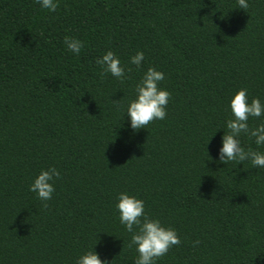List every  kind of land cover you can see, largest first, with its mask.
<instances>
[{"label": "trees", "instance_id": "1", "mask_svg": "<svg viewBox=\"0 0 264 264\" xmlns=\"http://www.w3.org/2000/svg\"><path fill=\"white\" fill-rule=\"evenodd\" d=\"M247 2L58 0L49 12L0 0V264H75L92 247L134 264L121 192L177 231L157 264H264V168L218 162L232 96L264 102V0ZM66 36L84 42L79 56ZM107 51L123 83L96 63ZM149 67L164 73L167 116L133 131L125 110ZM49 167L60 178L44 202L28 188Z\"/></svg>", "mask_w": 264, "mask_h": 264}, {"label": "clouds", "instance_id": "2", "mask_svg": "<svg viewBox=\"0 0 264 264\" xmlns=\"http://www.w3.org/2000/svg\"><path fill=\"white\" fill-rule=\"evenodd\" d=\"M35 2L49 12H55L58 7V0H35ZM236 3L240 9H247L249 6L247 0H236ZM63 43L67 51L76 56L80 55L84 47V42L81 40L67 36ZM144 60V53L137 51L129 58V63L139 69ZM96 63L100 66L102 74H110L122 83L126 79L125 67L121 66L120 59L113 51H107L97 59ZM127 71L130 72L131 69ZM164 79L163 72L149 67L136 84L135 98L128 102L125 110L129 127L133 131L146 128L150 122L166 118V108L171 94L159 87ZM111 102L117 108L120 105V101ZM228 108L231 118L225 122L227 131L224 130V135L221 137L218 162L225 165L235 162L239 165L247 161L256 169L264 168V152L251 147L246 149L241 144V136L244 135L253 141L256 149L264 148V102L259 98L249 100L247 89L242 88L232 96ZM250 119L260 120L261 123L250 127ZM59 178L60 172L55 167L41 169L30 183L28 190L35 193L37 199L47 202L52 199L55 181ZM115 209L119 214L120 224L131 234L129 247L134 246L138 254L134 264H157L170 248L181 243L174 228L163 226L160 220L153 219L147 214L142 199L121 192L117 196ZM195 243L198 244L199 241ZM93 249L94 247L79 255L75 264H109V261L102 260Z\"/></svg>", "mask_w": 264, "mask_h": 264}]
</instances>
